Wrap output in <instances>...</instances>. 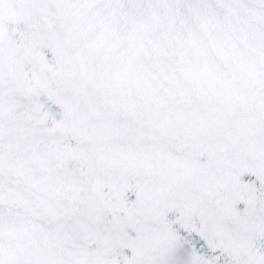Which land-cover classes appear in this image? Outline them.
<instances>
[{
  "label": "snow or ice",
  "instance_id": "obj_1",
  "mask_svg": "<svg viewBox=\"0 0 264 264\" xmlns=\"http://www.w3.org/2000/svg\"><path fill=\"white\" fill-rule=\"evenodd\" d=\"M0 264H264V0H0Z\"/></svg>",
  "mask_w": 264,
  "mask_h": 264
}]
</instances>
